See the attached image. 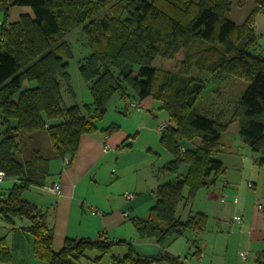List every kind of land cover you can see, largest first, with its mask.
I'll return each mask as SVG.
<instances>
[{"label":"trees","instance_id":"16d2710c","mask_svg":"<svg viewBox=\"0 0 264 264\" xmlns=\"http://www.w3.org/2000/svg\"><path fill=\"white\" fill-rule=\"evenodd\" d=\"M253 2L245 20L236 23L227 17L233 0H0V172L2 181L14 180L0 194V224L29 235L34 257L44 264H79L91 251L97 254L90 264H101L106 256L108 264H186V257L166 250L140 254L131 240L108 235L67 237L56 249L45 212L22 195L48 184L53 159L72 163L81 136L98 129L95 122L114 96L140 103L152 98L168 115L160 143L173 157L163 166L172 178L155 189L149 216H134L131 224L139 237L160 246L188 230L204 232L207 214L183 218L177 211L226 172L216 156L225 148L221 133L231 123H238L241 139L264 167V53L252 50L257 37L252 23L264 0ZM15 6H29L32 14L10 22ZM77 27L90 48L78 71L92 100L65 106L64 89L75 97L69 72L74 54L65 37ZM193 68L247 81L227 122L198 112L206 83L187 75ZM119 128L111 124L103 131ZM185 139L199 143L188 147ZM127 140L122 148L132 147ZM182 164L188 165L185 175ZM16 220L25 225L17 227ZM116 246H126V253H113ZM15 249L0 236V262L12 264Z\"/></svg>","mask_w":264,"mask_h":264},{"label":"crops","instance_id":"0c3cea01","mask_svg":"<svg viewBox=\"0 0 264 264\" xmlns=\"http://www.w3.org/2000/svg\"><path fill=\"white\" fill-rule=\"evenodd\" d=\"M24 13L32 14L31 8L12 7L9 21H17ZM252 28L257 36L252 50L263 54L264 43L261 40H264V7L257 13ZM76 98L75 93L73 104ZM116 98L117 103L111 108L108 106L104 117L95 122L98 129L81 136L79 150L72 163L65 164L60 159L51 161L47 182L59 184L62 192L56 195L47 193L42 188L32 187L22 195L23 199L45 212L47 224L53 231V245L56 249L63 245L67 237L95 238L108 235L114 239L129 240L125 236L129 232L133 233L130 219L134 216L147 218L155 201V189L172 178L163 171L164 164L173 157L170 154L169 158V152L160 143L159 130L160 125L167 123L168 117L156 125L150 116H144L142 112L148 109L151 114L154 109H161L162 104L146 98L141 101L142 110L135 111L136 108L129 107L128 101ZM89 102L91 101H81L77 104ZM151 115L155 117L154 114ZM136 118L139 120L136 121ZM111 124H118L120 128L111 134L105 133L104 128ZM142 125L149 133L144 140L139 138ZM229 129L221 135L228 151L219 152L216 156L225 165L226 172L214 185L200 189L194 199L183 206L186 217L193 212L207 214L204 232L196 235L194 231L188 230L182 237L167 240L164 246L147 240L154 247L153 252L139 251L136 240L132 239L134 237H129L140 254H156L166 250L172 255L186 257V264H264V167L256 164V152L251 151L252 161L248 164L247 154L242 155L230 139H223ZM153 137L157 142L156 146L153 145ZM126 138H129L126 143H131V148L121 147ZM106 142L111 147L108 151L104 150ZM185 144L193 148L196 145ZM162 149L166 153L162 154ZM159 156L164 157V161L163 158L160 161ZM187 171L188 165L182 164L180 173L185 175ZM246 176H249L247 181ZM13 183V179L0 182V194L6 193ZM127 192L133 194L131 200H126ZM222 196H225V201L221 200ZM259 203L263 204V209L258 208ZM93 209L100 210V213H94ZM124 212L128 214L124 215ZM237 215L241 216V223L235 220ZM16 221L17 227L25 225V221ZM0 236L6 237L9 246H16L12 264H44L34 257L32 238L23 231L13 233L1 223ZM181 240L183 242H179ZM139 241H142L139 243L141 247L147 243ZM119 247L116 246L113 253H126V249L117 253L116 249ZM243 251L248 254L246 259L240 255Z\"/></svg>","mask_w":264,"mask_h":264},{"label":"rangeland","instance_id":"374dc122","mask_svg":"<svg viewBox=\"0 0 264 264\" xmlns=\"http://www.w3.org/2000/svg\"><path fill=\"white\" fill-rule=\"evenodd\" d=\"M239 1L240 0H233L232 6H231V10L227 13V17L229 19H231L232 21L236 22V23H242L245 19V15L246 13H248L249 9L252 7L253 5V0H245V3L243 5H239ZM105 12H109L108 9L104 10ZM102 15V14H101ZM248 15V14H247ZM100 17V15H98ZM246 18V17H245ZM3 20V13H0V21ZM65 39L69 42L71 49L73 51L74 57L72 59L69 60V72L71 75V86L74 89L77 98L75 99V103H80L81 101H91V93L86 85V83L84 82V80L82 79L79 71H78V66L79 63L82 61L83 57L85 54H88L90 52V48L88 47L87 44V37L86 35L83 33L81 27H77L75 29H73L66 37ZM261 43H264V40H261ZM255 54H257L256 52H254ZM180 58H182V55H179ZM187 75L192 76V77H197L200 78L202 80L205 81L206 86L202 92V94L200 95V97L198 98L197 102H196V107L198 109V112L201 115H204L208 118H212V119H218L219 121L225 123L229 120L230 116L232 115L233 110L235 109L237 102L239 100V98L243 95L245 89L247 88V81H244L242 79H238L235 78L231 75L228 74H224V73H208V72H203V71H199L196 68H193L191 70H189L187 72ZM63 98H64V105L68 106V105H72L74 102H72V98H75L74 96L70 97V95L67 93V91L64 89L63 90ZM90 99V100H88ZM150 99V98H148ZM147 99V100H148ZM129 102V107L131 108H136L135 111H141L142 109V104L140 102H137L136 100H128ZM117 103V98L116 96H114L111 101L109 102L108 106L109 108H111L113 106V104ZM144 113V116H150V119L153 120V124L156 123V125L160 124L161 120L166 119L167 120V112L164 109H159L156 108L154 109V112H152L151 114H154L155 117H153V115L150 114V112L148 111V109H144L142 111ZM139 118H136V121H138ZM164 124V123H163ZM167 123H165L166 126ZM145 125V124H143ZM142 125V130H141V136L139 138H142L144 140V137H148L149 133L146 132V130L144 129L145 126ZM147 126V125H146ZM230 128V129H229ZM237 128V129H236ZM229 131L226 133L225 137L223 138L224 140L226 139H230V141H232L234 143V146H236V149L240 151V153H245L247 154V162L248 164H251V159H252V152L249 149L248 145H246L243 140L241 139L240 135H239V125L237 122H233L231 123L228 128L226 130ZM160 130V129H159ZM225 130V131H226ZM224 132V131H223ZM222 132V133H223ZM221 133V135H222ZM231 137V138H230ZM153 145L156 146V141L153 137ZM194 143V144H198L199 140H194V141H188V140H184L183 143ZM47 144V143H45ZM155 147H153L154 149ZM227 149H223L221 150V153L226 152ZM228 151V150H227ZM166 153L165 150L162 149V154ZM169 156V158L171 157L170 153L167 154ZM243 155V154H242ZM164 156V155H163ZM160 157V161L163 158L162 161H164V157L159 156ZM158 157V158H159ZM250 160V161H249ZM247 175H249L247 173ZM249 176H246L245 181L249 180L248 178ZM8 181V180H6ZM1 182V181H0ZM188 192V188H186L184 190V194H186ZM129 193V192H127ZM132 199V198H131ZM130 199V200H131ZM127 200V199H126ZM260 204V203H259ZM263 209V208H262ZM128 213L126 212V215ZM177 214L183 218L186 217V211H184L183 206H180L178 208ZM125 215V212H124ZM239 216V215H237ZM235 220H236V216H235ZM237 221V220H236ZM133 230V233L129 232V234H127L128 237L127 239H135L136 240V248L140 251H148V252H153L154 247H152L149 243L147 242H155L154 239H141V237H139V235L137 234V231H135V228L131 227ZM131 237V238H129ZM125 239V238H124ZM139 240H144L143 242H147L144 243L142 245V247L140 246L139 243H142V241L140 242ZM184 240V239H182ZM179 241V242H183V241ZM156 244V243H153ZM121 249H126V246H120L118 249H116V252L119 253L120 251H122ZM88 255L85 257H82L80 259L79 264H90L91 259H94V256L97 254V252L95 251H91L87 253ZM108 256H106L103 260L101 264H108Z\"/></svg>","mask_w":264,"mask_h":264},{"label":"built area","instance_id":"2783aa9c","mask_svg":"<svg viewBox=\"0 0 264 264\" xmlns=\"http://www.w3.org/2000/svg\"><path fill=\"white\" fill-rule=\"evenodd\" d=\"M164 127H165V124H162L159 126V129L162 130ZM110 148H111L110 145L106 142V144L104 145V150L108 151V150H110ZM3 177H4V173L0 172V181H2ZM249 185H251V184H249ZM42 190L47 192V193L56 194V195L60 194L62 192L61 186L57 183L46 184L45 186L42 187ZM125 198L127 200H130L131 198H133V194L132 193H126ZM221 200L225 201V196H222ZM257 206L259 209L263 208V205L261 203L258 204ZM93 212L94 213H96V212L100 213V210L93 209ZM125 215H126V212H125ZM236 220L241 223L242 222L241 216H236ZM240 255L243 259H246L248 256L247 252H244V251L241 252Z\"/></svg>","mask_w":264,"mask_h":264},{"label":"bare ground","instance_id":"6f19581e","mask_svg":"<svg viewBox=\"0 0 264 264\" xmlns=\"http://www.w3.org/2000/svg\"><path fill=\"white\" fill-rule=\"evenodd\" d=\"M236 199V198H235ZM263 205V204H262Z\"/></svg>","mask_w":264,"mask_h":264}]
</instances>
